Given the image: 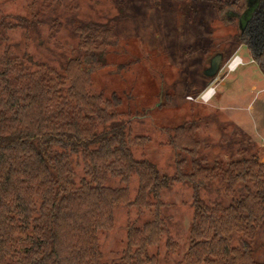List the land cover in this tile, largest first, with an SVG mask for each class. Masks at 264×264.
<instances>
[{"label": "trees", "instance_id": "obj_1", "mask_svg": "<svg viewBox=\"0 0 264 264\" xmlns=\"http://www.w3.org/2000/svg\"><path fill=\"white\" fill-rule=\"evenodd\" d=\"M218 5L220 13L238 20V43L264 71V0L245 23L248 0ZM36 8L29 16L0 14V264H148L151 246L168 228L162 220L129 225L120 263L104 261L99 234L113 226L121 203L140 211L156 206L160 215L161 192L174 181L194 190L185 264H264L254 258L253 247L264 220V169L257 156L237 160L247 166L237 174L223 161L183 156L181 140L190 123L178 125L170 138L177 148L176 174H162L149 159L135 157L128 121L92 91L82 68L87 55L96 57L94 64L104 62L116 37L112 20L80 24L76 53L58 69L28 52L11 51L10 30L22 27L37 39L41 25L57 23L45 7ZM54 31L42 39L50 40ZM217 53L225 59V51ZM135 174L134 199L126 186L109 184L127 183ZM209 185L221 192L211 203L200 195Z\"/></svg>", "mask_w": 264, "mask_h": 264}, {"label": "rangeland", "instance_id": "obj_2", "mask_svg": "<svg viewBox=\"0 0 264 264\" xmlns=\"http://www.w3.org/2000/svg\"><path fill=\"white\" fill-rule=\"evenodd\" d=\"M222 1L231 0H5L0 14L29 16L34 5L45 7L46 15L57 16V23L41 25L42 36L37 39L27 37L22 27L10 30L9 43L16 54L28 52L58 69L76 53L80 24L112 20L116 37L104 62L94 64L96 57L87 55L82 68L92 91L128 121L136 141L135 157L149 159L162 174H176L177 148L170 138L178 125L193 123L181 140L183 156L223 161L237 174L247 168L237 160L253 155L264 169V71L247 46L238 43V20L218 11ZM258 2L248 0L243 23ZM52 24L56 31L51 30ZM53 31L50 40L42 39ZM217 50L225 51L226 57L218 74L210 78L204 71ZM238 54L243 65L229 71L227 63ZM210 86L217 92L213 99L204 100L201 94ZM191 166L183 165L188 172ZM76 171L78 176L84 174L82 164L76 165ZM109 184L126 186L134 199L139 176L133 175L127 183L112 179ZM212 187L200 192L210 203L221 197ZM193 193L187 182L174 181L161 192L160 215L156 206L140 211L136 204L118 205L113 226L99 234L104 261L121 262L131 223L158 218L168 228L161 242L151 246L148 264L154 259V264H185L195 217ZM234 243L238 245L237 240ZM253 247L254 258L264 262V220Z\"/></svg>", "mask_w": 264, "mask_h": 264}, {"label": "water", "instance_id": "obj_3", "mask_svg": "<svg viewBox=\"0 0 264 264\" xmlns=\"http://www.w3.org/2000/svg\"><path fill=\"white\" fill-rule=\"evenodd\" d=\"M223 63V54L216 53L210 60L209 67L204 71V74L208 77H215L218 72L221 70Z\"/></svg>", "mask_w": 264, "mask_h": 264}, {"label": "built area", "instance_id": "obj_4", "mask_svg": "<svg viewBox=\"0 0 264 264\" xmlns=\"http://www.w3.org/2000/svg\"><path fill=\"white\" fill-rule=\"evenodd\" d=\"M241 63H243V60L239 56L234 57L227 63L228 70H235ZM215 91V87L210 86L201 94V97L204 100H209L214 95Z\"/></svg>", "mask_w": 264, "mask_h": 264}, {"label": "crops", "instance_id": "obj_5", "mask_svg": "<svg viewBox=\"0 0 264 264\" xmlns=\"http://www.w3.org/2000/svg\"><path fill=\"white\" fill-rule=\"evenodd\" d=\"M238 56L243 60L242 55L238 54ZM241 65H243V63L240 64V65H238V67H237L235 70H233V71H236ZM216 88H217V87H216ZM216 92H217V90H216ZM213 97H214V96H212L211 98L213 99Z\"/></svg>", "mask_w": 264, "mask_h": 264}]
</instances>
